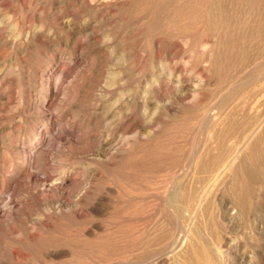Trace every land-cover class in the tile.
I'll use <instances>...</instances> for the list:
<instances>
[{
	"label": "rangeland",
	"instance_id": "374dc122",
	"mask_svg": "<svg viewBox=\"0 0 264 264\" xmlns=\"http://www.w3.org/2000/svg\"><path fill=\"white\" fill-rule=\"evenodd\" d=\"M45 131L0 264H264V0H0V207Z\"/></svg>",
	"mask_w": 264,
	"mask_h": 264
},
{
	"label": "bare ground",
	"instance_id": "6f19581e",
	"mask_svg": "<svg viewBox=\"0 0 264 264\" xmlns=\"http://www.w3.org/2000/svg\"><path fill=\"white\" fill-rule=\"evenodd\" d=\"M80 45L82 46L81 43L78 44V46H80ZM69 73H71V68H69L67 70H63V71L59 72L58 74L56 73L52 78H50V80L48 81V83L45 87L46 91L44 94V103L47 102V104H48L47 106L51 105V100H54L55 96L58 93H60V92L62 94L65 93V91L62 92L59 89L60 88L59 84H60L61 80H63V77L65 75H68ZM61 102H63V100H60V103ZM154 113H155V111H154ZM124 117H122L120 119H123ZM49 122H50V120L46 121V123H49ZM56 130L58 132L60 130L65 131V132L67 131L63 126H59L58 129H56ZM69 132H71V130H69ZM47 133H48L47 131H45L44 133H40V132L35 133L34 138H33L34 141L32 142L33 144H29L30 149L28 151L24 152L25 155L23 157V164H26L27 170L33 169L34 171L32 173L26 174V176H24L22 179H20V181H17L18 183H16V185L13 187L12 192L5 195L6 197L4 198L5 201L3 200L4 201L3 207H0V226H9L10 228H12L13 226L16 225V223H15L16 221L24 220L23 217L25 215H23V213H22L23 209H21V207H19V206H21L20 205L21 201L17 200L14 195H15L16 191L21 187H23V189H26L28 191V189L30 187H32L33 184L38 186V183H36L37 179L34 180V178H33L34 176H37V174L40 173V169L37 166V162L40 160V158L48 156V154H47L48 149L44 146L49 144V146L52 147L51 144L54 142V140L51 138L52 136L49 137L48 136L49 134H47ZM79 138H78V136H76V137H74V139L73 138L67 139V146L70 149V151H72L76 148V143H77ZM118 147L119 146L116 145L115 148H112L111 152L107 153V156H106L107 161L111 160L114 156H116L118 149H119ZM67 177L68 176L66 174H61L58 176H54V175L45 176L44 179H42V182L40 184V188L38 191L39 196L36 197L38 202L39 203H45V204L50 203L53 205H57L58 208H60L61 206H65V204L66 205L71 204L74 207V209H78L83 204L84 197L88 191L86 189H83V191H79L75 195L68 193L70 198H65L63 196L64 192L62 191V188L64 187V184L67 182V180H66ZM75 181H76L75 184L79 183L78 180H75ZM94 199H95V197L92 196V200H94Z\"/></svg>",
	"mask_w": 264,
	"mask_h": 264
}]
</instances>
